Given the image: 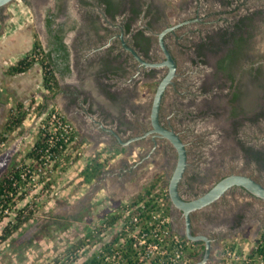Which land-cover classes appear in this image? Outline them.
Segmentation results:
<instances>
[{
  "label": "rangeland",
  "instance_id": "374dc122",
  "mask_svg": "<svg viewBox=\"0 0 264 264\" xmlns=\"http://www.w3.org/2000/svg\"><path fill=\"white\" fill-rule=\"evenodd\" d=\"M159 1L165 6L167 14L172 19H177L180 12L185 11L183 4L187 2V0ZM201 3L203 15H208L205 20H212V23L204 22L192 26L190 36H184L179 40L178 45H173L172 52L177 61L178 76L175 78L176 87L168 89L163 104L165 111L174 113L172 125L182 132L190 151V164L185 182L189 183L195 194L207 190L231 173H244L264 184V1L203 0ZM224 16L229 19H245L243 28L238 31L244 37L246 50L236 68L235 76L250 87V96L254 97L255 103L248 110L252 112L246 115L233 114L231 92L227 90L231 80L226 73L223 74L217 69L219 58L226 53L224 48H227V43L224 41V47H219L223 43L219 34L226 25L215 20ZM233 26L232 24L231 27ZM186 31L187 27H182L177 31V37L184 35ZM26 34H35L36 39L43 37L40 19L34 15L24 0H14L2 8L0 41L6 38L13 39L16 35L24 38ZM204 36L212 39L210 42L212 46L215 44L216 49L205 55L203 65L198 67L190 47L199 43ZM31 52L32 50L29 49L23 56H29ZM16 58L17 55L7 61L11 63ZM36 65L42 67L40 61L34 62V66ZM164 73L166 69L160 70L159 74L162 76ZM188 78L192 81L191 88L197 93L196 95L186 93ZM158 82L159 80H154L143 84L140 88L144 92L141 94L142 98L149 104V113L145 117H150V106ZM65 86L63 83L64 90ZM3 90L0 89L2 96L6 91ZM44 90L48 95L47 107H38L34 104V107L27 105L20 108V111H14L16 114L25 112V120L17 131L3 132L4 125L9 120L10 108H6L5 115H0V133H4L8 138V140H0V156L6 154L10 157L8 166L0 177L16 164H34L26 154L32 150L41 135V122L47 116L46 113L52 104L61 107V94L57 95L56 89L48 91L44 88ZM189 106L194 107L198 115H193L196 117L191 119H181L177 114ZM61 109L63 111L62 107ZM63 113L65 114L64 111ZM65 116L67 117L66 114ZM190 126L193 129L191 133H187ZM140 144L141 147L134 145L132 149L140 151L141 155H148L152 148L151 141L146 140ZM111 150L116 152L108 154ZM111 150L103 151L105 155L100 159L109 161L89 183L86 182L84 173L89 163L86 161L87 156L74 159L73 162L71 160L67 162L64 158L61 163L54 162L52 166H43L35 172V180L28 186L32 187L29 194L24 200L17 202V208L9 204L5 218L0 220V234H2L8 222L15 221L16 209L28 204L27 211L33 210L32 218L7 240L0 243V264H83L113 241L120 226V218L111 226L105 223L121 215L123 203L128 198H132V193H135L137 188L139 189L136 193H139L151 183L150 181L159 177L160 183L168 186L177 163L176 154L170 156L158 148L156 153L146 157L136 167L135 173L128 177L130 171L128 169L125 171L123 168L140 157L138 158L136 154L132 156L130 149L126 146L124 148L123 145H114ZM118 150L121 151V158L113 161ZM168 161L170 169L167 175L164 172V165ZM107 169H116V172L107 176V185H105L106 182L100 180L102 179L100 175ZM122 171L125 179L119 176ZM193 172L195 174L190 177ZM49 181L53 182L46 188ZM224 201L232 202L237 208L247 207L252 203L264 206V199L249 194L228 193ZM205 215L211 220L217 217L224 219L226 212L221 210L218 216L209 212ZM93 228L97 232H92ZM255 231L257 228L248 226L244 231L229 235L223 232L224 239L213 241L211 260L207 264H218L216 261L222 254L221 248L218 247L225 246L239 236H243L246 243L252 239ZM202 255L203 252L196 261Z\"/></svg>",
  "mask_w": 264,
  "mask_h": 264
},
{
  "label": "flooded vegetation",
  "instance_id": "af4514ba",
  "mask_svg": "<svg viewBox=\"0 0 264 264\" xmlns=\"http://www.w3.org/2000/svg\"><path fill=\"white\" fill-rule=\"evenodd\" d=\"M201 1L203 0L185 1L183 4L185 11L180 12L177 19H172L159 0H24L34 15L40 19L43 30L41 39L45 51L51 52L54 61L59 82L57 95H63V104L59 102L63 111L67 117L77 123L75 125H78L81 133H92L97 138L108 140L112 145H123L124 148L126 146L130 149L132 156L136 154L138 158L140 157L134 163L127 165L128 168H123L125 171L127 169L130 171L128 177L135 173L136 167L146 157L156 153L158 148L167 155H177L175 147L168 139L155 133L146 135L153 129L151 123L153 101L150 106V117H145L149 113V104L142 98L141 94L144 92L140 89L145 83H151L154 80L160 82L167 74L168 67L148 66L138 60L128 47L133 48L147 62L162 61L165 54L160 44V34L164 30L178 25L164 35V41L173 54V45H178L179 40L184 36H190L192 26L204 22L212 23V20H205L208 15H203ZM2 8L0 7V17ZM215 21L226 25L223 27V32L219 34L223 41L219 47L223 48L226 41L227 48H224L226 53L219 58L217 69L223 74L226 73L231 80L227 90L231 92L233 114H249L252 111L248 112V110L255 103L254 97L250 96V87L235 76L236 68L246 50L245 42L241 48L237 45V41L243 37L238 29L243 28L245 19H229L224 16ZM232 24L233 27H231ZM182 27H187V31L184 35L177 37V31ZM211 40L210 37L204 36L199 43L190 47L198 67L203 65L205 55L207 56L212 49H216L215 44L212 46ZM231 52L235 56L229 63L226 57ZM162 69H166V73L161 76L159 73ZM177 76L178 68L175 78ZM175 78L164 93L160 121L165 127L175 129L186 144L188 165L180 184V193L185 200H192L207 192L212 186L195 194L189 183L185 182L190 164V151L182 132L172 125L174 113L165 111L163 108L168 89L176 87ZM60 80L65 83V90ZM191 84L192 81L188 78L186 93L196 95L197 93L192 91ZM177 115L186 120L196 117L193 115L198 113L194 107L189 106ZM192 129L190 126L187 133H191ZM146 140L152 143L148 155H141L140 151L132 149L134 145L141 147L140 143ZM169 166L168 161L164 165V172L167 175ZM115 172L116 169H107L101 173L100 178L104 179ZM194 172L190 174V177L195 174ZM119 176L125 179L123 171L119 173ZM228 193L249 194L256 197L241 186H233L217 201L190 213L193 235H207L216 242L224 239L225 235L242 231L248 226L257 230L261 228L264 220V206L252 203L247 207L237 208L232 202L224 201ZM221 210L226 212L224 219L217 217L211 220L205 215L209 212L218 216ZM170 212L174 229L185 234L187 218L184 211L170 202Z\"/></svg>",
  "mask_w": 264,
  "mask_h": 264
},
{
  "label": "built area",
  "instance_id": "2783aa9c",
  "mask_svg": "<svg viewBox=\"0 0 264 264\" xmlns=\"http://www.w3.org/2000/svg\"><path fill=\"white\" fill-rule=\"evenodd\" d=\"M27 57L35 62H42L44 53H31ZM46 115L40 125L41 135L47 145L46 150L33 163H38L40 169L43 166H52L54 162H62L63 154H71L76 160L85 158L88 143L83 140L81 132L65 116L61 107L52 104ZM53 149L59 152L52 151ZM27 173L24 171L22 177H30L29 183H32L36 177L35 172L30 176ZM170 202L168 186L161 183L138 202L134 203L132 198H128L122 205L120 226L116 233L118 241L111 249L101 251L98 264H124L127 261L126 253L133 259L134 264L195 263L201 254L198 252L199 243L174 229ZM92 232L97 230L93 228ZM217 263L264 264V225L251 241L244 243L243 236L230 241L222 250Z\"/></svg>",
  "mask_w": 264,
  "mask_h": 264
},
{
  "label": "trees",
  "instance_id": "16d2710c",
  "mask_svg": "<svg viewBox=\"0 0 264 264\" xmlns=\"http://www.w3.org/2000/svg\"><path fill=\"white\" fill-rule=\"evenodd\" d=\"M237 41V45L239 48L243 46L244 38ZM43 52L44 53V59L41 62L43 71H44V85L45 88L48 91H52L56 89V91L59 89V82L56 77L55 73V66L54 61L51 55V52H46L43 44L41 43L39 37L37 38L35 42V46L32 49L31 53H38ZM235 54L231 52L226 58H228V62L231 63ZM237 57V56H236ZM35 60L29 59L27 56L20 59L15 65H12L9 68V73L11 74H18L26 72L31 68V66L34 65ZM224 64V61H222ZM221 62V63H222ZM54 67H53V66ZM225 65V64H224ZM52 83V84H51ZM54 94V92H53ZM20 108V106H18ZM17 108V111H20V109ZM25 120V112H18L17 114L12 112L9 115V120L4 125V133L9 132H15L18 129L21 128L23 122ZM22 131H19V133ZM4 133H0V140H8L7 136ZM46 142L45 138L40 135L38 141L35 143L34 147L31 151H29L26 155L28 158L33 160H37L42 152L46 150ZM52 151H57V149H53ZM59 152V151H57ZM62 160L66 158L67 162L72 160L71 154H63ZM74 160V159H73ZM109 160H101L100 157L94 158L91 162H89L85 169L84 173L86 174L85 180L86 182H91L106 166V163ZM61 163V162H60ZM39 170V164L35 163L33 164H16L12 167H10L1 177H0V220H3L5 218V209L10 206L11 204L13 207L17 208V202L19 200H24L26 196L30 192V188L28 187L31 183H29L30 175H32V172H36ZM24 171H27V177L23 178L22 174ZM37 175V173H36ZM160 177L154 179L151 181V183L144 188L141 192L137 193L136 195L132 196V200L135 202H138L139 200H142L146 194L152 193V191L156 188V186L160 183ZM53 181H49L46 185V188L50 187ZM29 205L27 204L21 209H16V215L14 217L15 221H9L8 224L4 227L2 234H0V243L3 240H7L14 232L18 231L22 226H24L33 215V210H29ZM27 211V213H26ZM8 216V215H7ZM121 217V215L113 217L111 220L107 221L106 224L109 226L115 224L117 220ZM118 241V235H116L111 243H109L107 246L104 247V250L111 249L113 244ZM199 243V249L198 252H204V244L202 242ZM229 242L227 243V245ZM102 255V252L97 253L94 257L89 259L88 261L84 262L83 264H98L99 263V257ZM127 261L124 264H134V261L129 255L126 253Z\"/></svg>",
  "mask_w": 264,
  "mask_h": 264
},
{
  "label": "water",
  "instance_id": "95a60500",
  "mask_svg": "<svg viewBox=\"0 0 264 264\" xmlns=\"http://www.w3.org/2000/svg\"><path fill=\"white\" fill-rule=\"evenodd\" d=\"M12 1L14 0H0V7H4ZM176 26L178 25L172 26L164 30L160 34V44L165 54V57L162 61L147 62L143 60L133 48L128 46L127 47L133 52V54L138 60L148 66L168 67V72L159 82L153 99L151 110V123L153 125V129L147 132L146 135L150 133H155L168 139L177 151V163L168 183L169 195L172 204L182 209L186 215L187 231L184 235L194 242H202L205 245L202 257L193 264H207L211 260L213 240L207 235H193L190 224V213L194 210L206 207L211 203L217 201L219 198L224 196L233 186H241L252 195L264 199V184H262L250 175L241 173H231L220 179L207 192L197 198H194L192 200H185L182 197L180 193V184L188 165V150L185 142L183 141L179 133L173 128L165 127L160 121V110L164 93L167 90V87L171 83H173V80L177 75L178 68L176 59L174 58L173 54L171 53L164 41V35L167 31L174 29ZM9 160L10 157L6 154L5 156H0V175L7 168Z\"/></svg>",
  "mask_w": 264,
  "mask_h": 264
},
{
  "label": "crops",
  "instance_id": "0c3cea01",
  "mask_svg": "<svg viewBox=\"0 0 264 264\" xmlns=\"http://www.w3.org/2000/svg\"><path fill=\"white\" fill-rule=\"evenodd\" d=\"M27 35L28 34H26L24 38H22L23 36L16 35V37L13 39L6 38V40L0 41V89L2 88L6 90V91L3 90L5 95L2 96L0 94V115H5V110L7 107L10 108L9 110L10 113L8 112V114H11L14 111L17 112L18 106H20V108H23L24 106L26 107L27 105H33V107L35 105L38 107L48 106L47 104L48 95H47V91L44 90L45 85H44V74H43L42 67L39 68L38 65L36 66L33 65L26 72L18 73V74L9 73V68L12 65H15L20 59L24 58L23 56L24 52L29 49L32 50L35 46V42L37 40L35 34H29L28 36ZM39 39L42 43V39L41 38ZM16 55H17V58L13 60L11 63L7 61L8 59H13V56H16ZM7 63L9 64L7 65ZM60 82H61V86H63V83L61 80ZM5 96H8V98ZM35 96L36 97L38 96V98H36ZM32 99H34L33 102L31 101ZM60 99H61L60 100L61 104H63L62 94L60 95ZM73 122L77 124L75 121ZM79 131H80V128H79ZM82 136H83V140L88 143L87 149H86V154H87L86 161L87 162L88 161L91 162L97 155L100 156V158H103L101 157L105 155L103 151H110L112 147H114V145L110 144L108 140L97 138L95 134H92V133L87 134L85 132V133H82ZM120 150H118V153L113 158V161L121 158ZM114 152L116 151L111 150V152H109L108 154H111ZM107 179L108 178L105 177L104 179H100V180L102 182H106L105 185H107ZM93 184H95L94 181H93ZM127 186H130V185H127ZM138 189L139 188L136 189L135 193H132V196L137 194L136 192ZM257 232L258 230L255 231L254 235L252 236V239H254V237L257 235ZM252 239H250V241ZM225 246H227V244ZM225 246H220L218 248H221L220 250H223Z\"/></svg>",
  "mask_w": 264,
  "mask_h": 264
}]
</instances>
